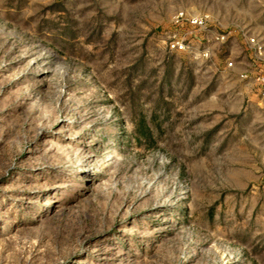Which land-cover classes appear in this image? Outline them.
<instances>
[{
	"label": "rangeland",
	"instance_id": "374dc122",
	"mask_svg": "<svg viewBox=\"0 0 264 264\" xmlns=\"http://www.w3.org/2000/svg\"><path fill=\"white\" fill-rule=\"evenodd\" d=\"M180 9L228 41L171 52ZM248 37L264 0H0V264H264Z\"/></svg>",
	"mask_w": 264,
	"mask_h": 264
},
{
	"label": "built area",
	"instance_id": "2783aa9c",
	"mask_svg": "<svg viewBox=\"0 0 264 264\" xmlns=\"http://www.w3.org/2000/svg\"><path fill=\"white\" fill-rule=\"evenodd\" d=\"M171 23L174 30L166 41L171 52L187 53L195 58H209L211 51L206 44L212 41H228V35L211 29L212 20L209 14L180 9L173 14ZM246 44L250 62L244 59L238 61V56L233 55L234 51H231L232 56L228 59L226 68L234 70L242 81H247L256 96L264 99V45L260 44L256 37H248ZM201 46H204V49H201Z\"/></svg>",
	"mask_w": 264,
	"mask_h": 264
}]
</instances>
